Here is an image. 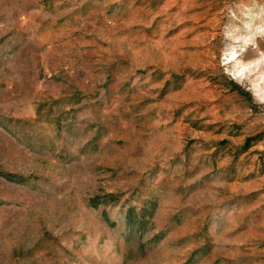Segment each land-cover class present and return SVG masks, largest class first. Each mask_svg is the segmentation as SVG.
I'll return each mask as SVG.
<instances>
[{
	"label": "rangeland",
	"instance_id": "rangeland-1",
	"mask_svg": "<svg viewBox=\"0 0 264 264\" xmlns=\"http://www.w3.org/2000/svg\"><path fill=\"white\" fill-rule=\"evenodd\" d=\"M0 264H264V0H0Z\"/></svg>",
	"mask_w": 264,
	"mask_h": 264
},
{
	"label": "trees",
	"instance_id": "trees-1",
	"mask_svg": "<svg viewBox=\"0 0 264 264\" xmlns=\"http://www.w3.org/2000/svg\"><path fill=\"white\" fill-rule=\"evenodd\" d=\"M10 179H12V178H10Z\"/></svg>",
	"mask_w": 264,
	"mask_h": 264
}]
</instances>
